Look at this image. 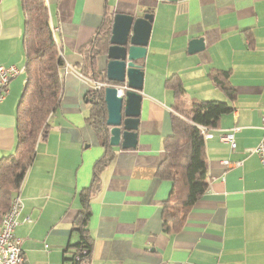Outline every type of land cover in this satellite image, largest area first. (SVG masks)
<instances>
[{
    "label": "crops",
    "instance_id": "1",
    "mask_svg": "<svg viewBox=\"0 0 264 264\" xmlns=\"http://www.w3.org/2000/svg\"><path fill=\"white\" fill-rule=\"evenodd\" d=\"M63 64V95L38 140L34 161L19 190L23 210L14 234L28 264H71L78 236L74 219L80 193L90 186L103 155L88 123L92 87L81 75L84 52L115 14L153 15L145 62L137 146L113 147L90 199V264H264V165L252 152L263 136L264 0H45ZM23 0H0V65L21 73L0 102V158L17 143L16 113L26 83ZM110 24V23H109ZM110 26V25H109ZM202 38L205 48L189 53ZM106 71L107 58L96 59ZM177 76L186 107L195 101L228 103L205 139L208 189L177 233L164 229V203L172 182L157 176L172 133L177 99L167 80ZM227 82L231 99L218 86ZM238 128L237 146L221 140ZM241 162L228 167L223 161Z\"/></svg>",
    "mask_w": 264,
    "mask_h": 264
},
{
    "label": "trees",
    "instance_id": "2",
    "mask_svg": "<svg viewBox=\"0 0 264 264\" xmlns=\"http://www.w3.org/2000/svg\"><path fill=\"white\" fill-rule=\"evenodd\" d=\"M26 15L24 42L26 49V83L16 113L17 143L12 154L0 158V221L9 209L11 200L19 193L27 171L32 165L38 140L46 137L48 120L57 110L63 95L60 67L62 57L54 39L45 0H23ZM110 23V24H109ZM105 22L95 39L84 52L81 75L93 81L109 83L106 72L97 68L96 59L105 55L110 46L111 22ZM110 25V26H109ZM179 105L172 117V133L163 142L165 157L157 176L172 182V190L164 203V229L177 233L184 228L193 206L208 189L206 144L203 129L218 127L220 118L233 111L222 101H195L185 106V94L179 77L167 80ZM218 86L231 99V85L220 82ZM91 104L88 123L93 128L103 155L96 161L92 183L80 193L81 208L74 222L73 232L78 239L69 245L67 258L71 264H90L93 237L88 227L91 217L90 199L101 186L100 173L114 158L106 125L107 110L104 90L90 89L86 96Z\"/></svg>",
    "mask_w": 264,
    "mask_h": 264
},
{
    "label": "water",
    "instance_id": "3",
    "mask_svg": "<svg viewBox=\"0 0 264 264\" xmlns=\"http://www.w3.org/2000/svg\"><path fill=\"white\" fill-rule=\"evenodd\" d=\"M153 15L115 14L110 46L106 53V78L111 86L104 90L109 142L123 150L137 146L145 62ZM205 48L202 38L189 43V53ZM123 88V94H119Z\"/></svg>",
    "mask_w": 264,
    "mask_h": 264
},
{
    "label": "built area",
    "instance_id": "4",
    "mask_svg": "<svg viewBox=\"0 0 264 264\" xmlns=\"http://www.w3.org/2000/svg\"><path fill=\"white\" fill-rule=\"evenodd\" d=\"M54 34V29H52ZM60 56L61 53H60ZM21 71L15 66L0 65V102H2L7 95L8 86L12 79L18 76ZM84 77V76H83ZM85 78V77H84ZM88 79V78H86ZM92 87L90 89L101 91L111 86L109 83L97 82L88 79ZM119 94H123V88H119ZM238 128H232L225 132L221 140L230 145L231 149L237 146L235 134ZM263 136L258 146L252 150L257 155L259 161L264 165V117L262 119ZM204 139H209L211 135L208 130L203 129ZM223 164L231 166H240L242 163H233L230 161H223ZM23 200L19 194L13 197L9 209L3 214L0 221V264H28L22 249V240L15 236L14 231L19 225V218L23 210Z\"/></svg>",
    "mask_w": 264,
    "mask_h": 264
}]
</instances>
